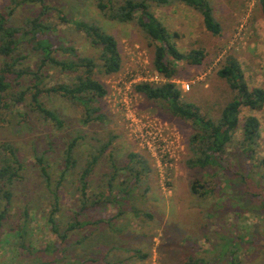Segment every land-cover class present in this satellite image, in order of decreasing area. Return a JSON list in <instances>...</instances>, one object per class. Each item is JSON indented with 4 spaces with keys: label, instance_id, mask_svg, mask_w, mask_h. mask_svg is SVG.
I'll use <instances>...</instances> for the list:
<instances>
[{
    "label": "rangeland",
    "instance_id": "1",
    "mask_svg": "<svg viewBox=\"0 0 264 264\" xmlns=\"http://www.w3.org/2000/svg\"><path fill=\"white\" fill-rule=\"evenodd\" d=\"M10 1L0 0V7ZM46 1L62 8L70 19L63 22L56 10L48 15V20L57 26L53 31L57 43H69L82 54L97 58L101 47L92 45L73 24L78 19L94 22L118 40L123 64L115 74L98 75L109 90L99 102L102 119L83 124L84 107L60 95L45 97V100L65 118L66 126L61 130L43 121L24 102L13 104L5 120L0 118V152L1 145L10 142L19 148L25 164L23 177L13 188L10 217L1 234L0 264L52 259L53 251L43 249L59 239L49 223L54 208L61 229L76 217L92 221L79 231L69 233L68 259L105 257L116 263L124 260L123 264H186L189 256L197 251L195 255L206 257L212 264H227L228 253L221 259L216 258L223 244L234 238L242 264H264V108L243 107L240 113L241 126L250 115L257 116L261 123L256 165L242 151L240 126L224 155L230 167L226 175L217 173L204 178L206 172L213 171L190 168L186 163L191 154V122L171 115L160 103L135 90V84L140 82L165 81L154 68L155 46L139 26L106 18L97 7V0ZM211 2L222 24L220 35L208 31L202 14L183 3L156 6L154 11L175 34L181 51L205 50L206 57L200 65L179 62L173 80L183 89L186 100L196 103L203 114L217 118L235 95L218 75L228 54L237 56L250 87H264V12L258 0ZM40 7V3L19 6L14 16L16 22L23 24L28 17H35ZM35 59L30 63L34 64ZM2 60L0 56V64ZM57 77L65 76L52 74V79ZM17 89L20 85L15 86L14 90ZM22 113L28 114L24 117ZM77 133L84 136L76 147L79 163L64 179L55 201L50 188H46L37 156L45 152L53 180L57 182L64 168L62 160L67 142ZM109 140L111 146L100 157L90 177V200L106 192L108 178L114 170L112 158L117 166L123 167L132 164L128 160L130 152L139 153L145 160L144 165L136 164L141 171L139 182L131 186L127 197L121 194L116 202L103 200L81 213L78 188L81 169L86 159ZM247 172L251 180L243 177ZM226 177L235 178L232 185H220ZM197 178L205 185L204 194L192 192V183ZM128 181L135 182L130 172L118 170L114 192L124 193L118 191ZM252 182L257 185L252 186ZM25 208L30 213L26 235L27 242L31 241L34 247L33 255L21 246L17 232L16 236L8 234L9 229L25 222ZM109 219L116 225L110 224ZM90 232L93 234L81 241ZM135 249L140 252L136 254Z\"/></svg>",
    "mask_w": 264,
    "mask_h": 264
},
{
    "label": "trees",
    "instance_id": "2",
    "mask_svg": "<svg viewBox=\"0 0 264 264\" xmlns=\"http://www.w3.org/2000/svg\"><path fill=\"white\" fill-rule=\"evenodd\" d=\"M264 12V0H258ZM40 3V8L36 10L33 18L28 17L25 23L18 24L14 18L19 6L27 4L36 5ZM175 3H183L186 6L200 12L204 19L205 27L214 35H220L222 24L215 16L214 7L211 0H97V7L102 14L110 19L121 23H136L144 32L147 38L155 46L154 68L165 78V81L140 82L135 84V90L140 92L149 100L161 104L164 110L173 116L191 122L192 132L189 137L190 156L186 163L190 168L199 170H209L203 176H213L221 173L223 176L229 170L227 159L224 155L235 139V134L241 126L240 113L243 107L252 110H262L264 108V87H250L245 76L244 69L237 56L228 54L222 66L218 69V75L223 78L230 88L235 92L233 98L226 103L221 115L217 118L203 114L200 107L188 101L184 97L183 89L173 80L178 73L179 62H186L190 65H200L203 63L206 53L204 49H192L188 52L181 51L174 39L175 34L170 32L167 26L159 19L154 11L156 6H168ZM52 10L59 13L63 22H70L68 15L62 8L54 6L46 0H11L9 4L0 7V56L3 58L0 64V118L6 119V115L15 103H25L30 110L53 124L58 130L66 126V120L58 109L49 107L45 100L52 96L60 95L73 103H79L84 107L85 117L81 119L83 124L90 123L97 119H102V108L100 100L108 94L107 86L98 77L99 74L111 75L119 72L122 68V54L118 40L115 36L107 32L99 24L78 19L73 21L74 27L82 31L87 40L92 45L101 47V52L96 58L92 55L82 54L75 46L69 43H57L53 31L57 26L48 20V15ZM35 59V63L30 61ZM53 73H60L65 77L52 79ZM20 85V89L14 90ZM28 113H22L25 117ZM243 138L240 141L242 151L249 161L256 159L257 147L261 138V123L257 116L250 115L245 118L242 126ZM83 135L77 133L69 139L63 152L64 168L54 182L50 172V165L44 153L37 156V162L46 182V188H50L55 201L58 200L59 190L69 172L77 167L79 160L76 147L83 139ZM112 141H106L99 146L96 154L86 159L85 166L82 167L79 176V191L81 192V209L83 213L90 206H95L103 200L115 201L119 195L127 197L131 186L139 182L141 171L136 164H145V160L137 152H130L128 160L132 164L119 167L112 158L114 170L108 178L106 192L99 198L90 200L88 191L90 188V177L99 159L111 146ZM0 152V244L1 234L5 230V225L10 217L11 205L14 198V186L22 179L25 164L20 158L19 148L10 142L1 145ZM256 165V163H254ZM129 171L135 182L128 181L125 187L119 188L124 192L116 194L115 180L118 170ZM246 179H252L249 172L243 174ZM235 178L226 177L220 185H232ZM55 184V185H54ZM252 186L257 185L252 182ZM55 186V189L53 187ZM205 185L197 178L192 183L194 194H204L202 188ZM54 208L49 216V223L52 229L58 233L59 239L48 245L45 252L53 251L51 260H38L35 258L29 264H123V261L116 263L104 258L68 259L66 252L69 248L68 236L70 232L79 231L89 225L92 221L76 220L61 229L56 217ZM76 215L79 216L81 213ZM25 222L17 227L9 229V235L17 232L21 238V246L31 252L32 242H27L29 232L30 213L25 208ZM101 220V219H99ZM112 223V219H109ZM93 232L86 233L81 241L86 240ZM79 241V242H81ZM233 246L230 251L228 247ZM237 241L231 238L226 241L220 255L216 259H221L228 253L227 264H242L237 255ZM135 249V253H139ZM197 254V251H195ZM190 255L186 264H212L206 257L201 255ZM146 256V254H144ZM38 257V256H36Z\"/></svg>",
    "mask_w": 264,
    "mask_h": 264
},
{
    "label": "built area",
    "instance_id": "3",
    "mask_svg": "<svg viewBox=\"0 0 264 264\" xmlns=\"http://www.w3.org/2000/svg\"><path fill=\"white\" fill-rule=\"evenodd\" d=\"M187 88H189V85H187Z\"/></svg>",
    "mask_w": 264,
    "mask_h": 264
}]
</instances>
